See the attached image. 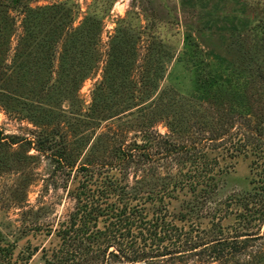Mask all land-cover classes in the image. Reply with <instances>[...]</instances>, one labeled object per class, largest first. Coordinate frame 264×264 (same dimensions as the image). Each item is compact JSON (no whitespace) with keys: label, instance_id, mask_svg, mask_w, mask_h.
<instances>
[{"label":"rangeland","instance_id":"rangeland-1","mask_svg":"<svg viewBox=\"0 0 264 264\" xmlns=\"http://www.w3.org/2000/svg\"><path fill=\"white\" fill-rule=\"evenodd\" d=\"M28 3L32 7L60 4L69 9L66 20L73 19L74 26L89 18L101 20L94 45L99 60L70 95L39 99L44 107L55 108L53 115L46 114L35 122L28 107L36 99L26 92L19 102H13L16 112L0 105V138L9 142L16 135L20 139L17 144L0 146V264H46L62 244L59 230L80 206L84 187L96 192L107 187L109 180L145 198L161 195L170 214L190 215L185 222L176 220L179 225L195 223L209 229L220 223L227 229L236 227L243 208L234 199L264 187V0ZM11 15L17 23L15 45L24 13L12 10ZM119 30L128 31L136 42L137 86L127 83L126 91L118 88L112 93L105 85L100 93L106 104L90 113L93 91L103 80L110 41ZM188 37L198 44L203 67L215 76L223 74L225 85L220 95L224 104L219 111L206 100L217 96L216 87L200 92L195 66L189 56L184 59ZM195 48L192 51H198ZM148 53L153 68H160L150 90L139 81ZM166 100L178 103L177 116L182 113L190 118L187 131L170 132L158 107ZM174 113L170 112V117ZM220 113L226 115L221 121L225 123L223 131L216 126ZM47 137L53 143L47 142ZM146 138L151 142L146 143ZM169 140L188 150L202 147L206 156L191 160L185 158L186 150L181 155L164 156V143ZM95 143L108 148L105 153L102 146L94 150L96 156L106 155L107 161L116 158L114 152H108L112 146H121L127 153L133 149L137 154L127 169L96 168L86 161ZM61 150H66L67 160L59 158ZM147 153L148 158L144 156ZM203 161L211 169L203 174L214 176L208 193L201 191L207 180L199 176L198 165ZM176 180L182 182L174 184ZM111 192L109 201L120 204L117 193ZM150 201L145 202V211L151 216L159 201ZM104 220L99 218L100 227ZM246 229L262 234L264 224L258 222Z\"/></svg>","mask_w":264,"mask_h":264},{"label":"trees","instance_id":"trees-1","mask_svg":"<svg viewBox=\"0 0 264 264\" xmlns=\"http://www.w3.org/2000/svg\"><path fill=\"white\" fill-rule=\"evenodd\" d=\"M28 2L29 0H0V105L15 111L13 102H19L24 92L30 93L36 100L28 108L36 122L46 114H55V108L44 107L40 98L53 100L58 96L70 95L96 68L99 58L94 45L97 43L102 21L89 18L74 26L73 19L66 20L69 9L60 4L32 7ZM19 9L24 13L22 32L17 36L15 45H12L17 23L11 11ZM135 43L133 36L125 30H119L112 37L103 69V80L93 91L90 113L95 112L101 103L106 104V98L100 93L105 85L112 93H116L118 88H122L120 92L126 91L129 87L127 83L137 86ZM186 46L188 48L184 51V59L189 56L188 60L190 58L195 66V78L200 85V92L205 93L213 86L216 87L217 96L206 100L219 111L224 104V96L220 95L225 85L222 72L215 76L212 71L203 67L204 59L198 56V44L194 40L188 37ZM192 47H196L198 51H192ZM146 60L148 64L140 71L139 81L142 87L150 90L159 77L160 68H153L149 53ZM167 91H163L160 97ZM158 107L162 112L159 114L166 118L171 133L185 132L191 126L189 117L182 113L181 117L177 116V102L166 100ZM170 112L175 113L170 117ZM154 114L156 112H153L152 118ZM220 114L217 115L216 126L217 130L223 131L225 123L221 121L226 115ZM2 139L0 138V146L20 141L16 135H12L9 142ZM145 140L146 143L151 142L149 138ZM46 141L53 143L50 137ZM97 143L91 146L86 158L87 163L96 168L108 165L111 169H127L137 154L133 153V149L127 153L121 146H112V150L109 149L108 152H114L116 158L114 162L107 161L106 155L94 154L99 146H102L103 153L108 149ZM164 145V156L181 155L184 150L185 158L191 160L206 156L202 147L194 146L191 149L190 146L191 150H188L187 146L181 148L173 140L166 141ZM58 156L60 159H68L66 150H61ZM144 156L148 158L149 153ZM68 162L70 163L69 160ZM198 168H201L199 176L202 178L207 174H203L204 171L211 170L204 161ZM206 178L201 190L204 193H208L214 185V176L208 175ZM168 179L172 180L174 177ZM181 182L176 180L174 184ZM118 183L109 180L107 187L96 192L84 187L81 193L84 198L80 206L71 214L68 224L59 230L62 244L46 264H207L212 261L218 264H264V232L260 234L246 229L258 222L264 224V187H256L254 192L234 199L243 210L238 214V225L228 227L229 230L220 223H213L209 229L195 223H190L188 227L185 224L179 225L176 220L187 221L188 213H182L178 217L172 215L161 195L145 198L139 192L126 191ZM196 183L199 184L197 181ZM107 188L113 194L117 193L120 204L109 201L112 192ZM149 200L152 203L159 201L151 216L145 211V202ZM193 210L194 208L189 209L190 212ZM102 217L106 220L103 227H100L99 218ZM256 240L260 242L250 244Z\"/></svg>","mask_w":264,"mask_h":264}]
</instances>
